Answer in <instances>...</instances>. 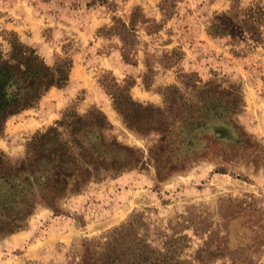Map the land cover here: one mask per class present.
<instances>
[{"label": "rangeland", "instance_id": "1", "mask_svg": "<svg viewBox=\"0 0 264 264\" xmlns=\"http://www.w3.org/2000/svg\"><path fill=\"white\" fill-rule=\"evenodd\" d=\"M231 4L0 0V30L49 65L73 57L68 84L0 132V264H264V21L209 35ZM111 77L138 106L111 97ZM92 107L104 147L63 130L65 177L21 167L38 131Z\"/></svg>", "mask_w": 264, "mask_h": 264}, {"label": "trees", "instance_id": "2", "mask_svg": "<svg viewBox=\"0 0 264 264\" xmlns=\"http://www.w3.org/2000/svg\"><path fill=\"white\" fill-rule=\"evenodd\" d=\"M231 1L230 10L216 14L211 20L207 30L209 35L216 37L225 32V34L230 33L232 38H242L248 34V27H254L252 23H259V18L264 21V6L255 5L241 8L239 0ZM124 29L125 31L130 30V27L127 26ZM258 33L255 30L250 35L254 37ZM0 36L8 44L6 49L0 42L1 132L5 120L10 115L35 106L51 87L61 88L68 84L73 57L70 51L64 49L63 55L56 56L54 63L49 65L34 47L20 40L16 31L3 28L0 30ZM109 81H111L109 94L112 98L122 99V106L125 109L137 105L129 92L132 86L129 79L124 78L122 82H117L114 77H111ZM116 104L119 105L120 102H116ZM68 116L64 113L60 120L55 121L54 126H49L45 131H38L35 134L28 143L26 158L20 163L22 168L31 172L33 171V161H38L42 168H47L49 163L53 162L54 165L50 164V167L59 168L57 174L60 173L65 177L68 174L66 169L70 167L69 164L72 160L70 154L63 149L65 142H61L59 139L63 130L74 135L73 138L77 141L82 138L90 139L88 146L93 152H96L100 145L104 147L102 131L110 127V124L103 112L92 107L85 116L74 112L70 115L72 116L71 120L68 119ZM35 153L39 155L38 158L31 160ZM51 153H55V156L51 157ZM1 159L2 155L0 154V162ZM13 186V184L10 185L11 188Z\"/></svg>", "mask_w": 264, "mask_h": 264}, {"label": "crops", "instance_id": "3", "mask_svg": "<svg viewBox=\"0 0 264 264\" xmlns=\"http://www.w3.org/2000/svg\"><path fill=\"white\" fill-rule=\"evenodd\" d=\"M16 14L20 15L19 13L16 12Z\"/></svg>", "mask_w": 264, "mask_h": 264}]
</instances>
